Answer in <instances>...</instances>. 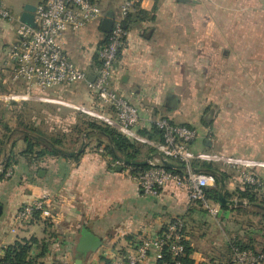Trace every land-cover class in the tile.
I'll return each instance as SVG.
<instances>
[{"label": "crops", "instance_id": "crops-1", "mask_svg": "<svg viewBox=\"0 0 264 264\" xmlns=\"http://www.w3.org/2000/svg\"><path fill=\"white\" fill-rule=\"evenodd\" d=\"M141 10L145 15L132 18L127 26L111 79L113 89L138 109L139 129L150 128L157 118L192 127L198 133L193 152L238 161L240 169L251 170L264 182V156H256L264 154V0H143ZM103 39L100 24H90L64 33L62 47L77 68L94 73ZM13 41L14 28L0 24L4 88L11 72L7 50ZM19 85L15 92H24ZM29 100L67 110L66 121L75 127L87 116L119 131L112 108L101 105L84 82L45 91L34 88ZM130 138L150 146L160 143L137 134ZM228 138H238V154L226 148ZM249 139L255 140L254 148L246 147ZM106 144L98 145L89 136L82 152L73 157L46 156L36 163L19 158L12 176L0 182V246L34 237L45 244L32 249L34 264H74L85 230L101 246L80 254L82 263L107 264L117 254L132 251L134 241L156 237L165 222L181 217L193 264L229 259L231 239L264 249L255 247L257 239L245 228L232 225L229 219L235 212L220 208L219 223L214 224L199 204L188 201L185 189L168 184L157 197L142 195L121 158L107 154ZM195 162L213 163L229 175L225 193L242 187L232 168ZM248 162L256 166L250 169ZM40 198L47 200L52 217L36 218L11 232L15 212ZM154 262L150 257L146 264Z\"/></svg>", "mask_w": 264, "mask_h": 264}, {"label": "built area", "instance_id": "built-area-1", "mask_svg": "<svg viewBox=\"0 0 264 264\" xmlns=\"http://www.w3.org/2000/svg\"><path fill=\"white\" fill-rule=\"evenodd\" d=\"M143 0H121L115 10V0H41L35 6L33 22L29 27L20 22L24 3L17 13L4 1L0 0V24L16 22L14 41L7 50L6 67H10L9 78L4 84L24 87L23 96L28 98L34 88L41 91L60 85L84 82L95 94L101 105L109 106L114 112V126L128 137L136 136L140 118L138 109L119 95L111 85V79L117 58L125 46L127 38L126 22L128 16L141 9ZM109 11L113 12L108 17ZM104 18L112 20L111 31L106 34V41L97 51L98 67L94 73H87L77 68L67 57L62 40L64 33L79 32L90 24H100ZM89 75L94 80H88ZM8 82V83H7ZM15 91L6 100H14ZM8 100V101H9ZM161 134V141L155 148L158 155L148 161L144 171L132 173L128 168V176L134 180L139 191L144 196L157 197L168 184L186 190L190 203H197L214 220H218L220 206L209 201L206 190L215 185L211 174L195 172L192 163L195 161H214L227 165L238 172L239 179L244 184L261 188L262 181L251 170H242L238 161L202 153H195L191 144L197 139V130L175 124L167 118H157L150 122ZM173 160L184 167L182 173L168 170L162 160ZM246 167L256 166L253 162L245 163ZM125 167V166H124ZM127 169V167H125ZM13 174L11 168L0 171L2 180ZM51 213L45 198L36 199L21 206L14 214L11 232L21 228L30 221L50 219ZM185 223L181 218H174L164 223L161 232L156 237H144L133 242V250L117 254L109 264H146L152 257L154 263L163 260L165 255L171 264H184L181 259L185 254L187 241L184 232ZM6 246H0V260L4 256ZM229 259H222L213 264H264V252L244 250L239 247L231 249ZM0 264H4L0 262ZM167 264V263H163ZM212 264V263H209Z\"/></svg>", "mask_w": 264, "mask_h": 264}, {"label": "trees", "instance_id": "trees-1", "mask_svg": "<svg viewBox=\"0 0 264 264\" xmlns=\"http://www.w3.org/2000/svg\"><path fill=\"white\" fill-rule=\"evenodd\" d=\"M142 14L144 13H142L141 9L131 13L128 16L125 25L126 29L132 18L133 19L136 17L142 18ZM106 38L107 35L104 34V39L102 41V44L106 41ZM0 88L4 89L2 90L3 92L4 91L6 92L5 90L6 88H4V86L0 85ZM12 104L14 103L12 102L4 103V109L0 114L1 115L0 123L4 132V134L0 137V157L4 156L5 158V163L3 166L4 171L14 166L17 163V160L21 157L24 158L29 163H34V162L36 163L46 156H58V157L66 156L64 153H60L58 151V150H63L66 152L69 151L64 144L65 136L50 137L45 132L40 130V128L36 126L34 122L25 123V121L23 120L20 121L18 124L19 127L23 128L21 132H18L22 136L21 140L23 143V148L16 152L14 151L16 144H13L10 146L11 148L8 149L6 146V140L9 138L11 134H16L17 129H11L8 123L4 122L3 119H4V115L9 111H11L9 108ZM19 118H22V115L21 116L19 115ZM74 132H75L74 134L75 136L73 139V145H76L77 142H79V138L84 137L86 134H88V136L94 137L98 145H101L104 141H106L107 143L106 152L113 160H118V158H124L135 161H139L142 159L143 161L149 156L154 157L158 155L157 149L152 144L150 146L148 144L139 143L136 140L117 131L110 125L99 122L87 116H84V120L81 121L80 125L74 128ZM135 132L137 135L146 138L149 141H154V142L161 141L160 132L153 126H151L150 128L136 129ZM170 162L178 164V162L172 160ZM125 167L130 168L132 173H137L146 170L148 168V165L132 166L129 164H125ZM192 167L193 169H197L200 171H207L210 174L215 173V175H212L215 179V185L206 190V197L209 201L219 205L218 202L219 179L223 177L225 181H228L229 175L223 172L218 166L214 165L213 163L193 162ZM168 170H172L175 173L183 172V169L181 170L168 169ZM0 180H2V176H0ZM241 186H242L241 188L237 187L236 190L231 194L225 193V198L229 200L236 199L243 202L245 201L248 206L254 207L253 209L255 210L259 206L263 205V201L259 200L258 198V194H257L258 188L244 183ZM219 206L222 210H231L233 212L245 213V214L250 213L247 211L248 207H244V206H237V207H227L221 205ZM200 207L202 206L200 205ZM261 213H264V211L262 210ZM256 215L257 214H255V216ZM176 218H181V217H176ZM40 243L42 247L45 248V244L40 242L34 237L30 239H18L12 245L6 246L4 251V256L1 258L0 262L4 264H34L35 261L31 258V251L34 247H37ZM249 244L242 243L240 240H236V239L229 240L228 249L230 252V256L232 253L231 249L233 247H239L244 250L258 251L255 250L254 247ZM184 245H185V254L184 257L181 259V261L184 264H193V260L190 257V255L193 252V249L188 241H186ZM259 251L264 252V249H261ZM163 263L171 264L168 255H165L163 260L158 261L156 264H163Z\"/></svg>", "mask_w": 264, "mask_h": 264}, {"label": "rangeland", "instance_id": "rangeland-1", "mask_svg": "<svg viewBox=\"0 0 264 264\" xmlns=\"http://www.w3.org/2000/svg\"><path fill=\"white\" fill-rule=\"evenodd\" d=\"M4 1L8 4V6L13 7L14 11L18 13L20 11V8L23 6L25 2H29L31 4L36 5L41 0H4ZM115 1L120 2L121 0H115ZM7 25H11L14 28L16 26V22L7 23ZM9 76L10 74H8L6 78L8 79ZM5 85H6V89H5L6 92L5 91L3 92L2 90L4 89L0 88V114L2 113V110L4 109V103H8V102L14 103L9 108L11 111H9L8 113L4 115L3 121L7 122L11 129H17L16 134H11L12 136L9 134L10 136L6 140V146L8 149H10L11 148L10 146L13 144H16L14 148V151L16 152L23 148V143L21 140L22 136L20 135V133H18L23 130V128L19 127L18 125L19 122L22 120L25 121V123L34 122L36 126L40 128V130L45 132L50 137L65 136L64 144H65V147L70 151L77 150L79 148L80 144L83 142V140H85V138L84 137L79 138V142H77L76 145H73V139L75 136L74 135L75 134L74 132L75 124L72 125V124L67 123L66 116L69 114L67 110L62 109L58 111L50 107L47 108L46 106H44V104H41V103L40 104L32 103L26 97L21 98V96H23L22 91L14 92L15 93L14 96L18 95L19 97L15 98L14 100L8 99L9 100L8 101L5 98H7L10 93H12L11 92L12 90L15 91V87H12L10 84H5ZM20 86L21 85L19 84L17 85L18 88ZM233 114H235V117H236L237 108L233 109ZM19 115L20 116L22 115V118H19ZM43 117L46 118V120L41 121ZM234 126L235 127L237 126L236 122ZM3 134H4L3 128L0 123V137ZM237 140L238 138L226 139V143H227L226 148L229 149L230 151H234L235 155L238 154L237 152L242 147V146H238ZM256 141H258V139H256ZM248 142H251V144L250 145L247 144L246 147L254 148L255 140L249 139ZM256 156L262 157L264 156V154H259ZM4 163H5L4 156L0 157V171L4 170L3 168ZM218 165H220L222 168L227 167V165L222 164V163ZM1 181L2 180H0V182ZM261 181L263 182V180ZM263 183L261 186V190L259 192V197H260V200L263 201V205L256 208V210L253 209L254 207L244 206V207H248L247 211L250 212L249 214L235 212L231 215V218L229 219L232 222V225H234V227H238L236 225H239L241 228L243 229L245 228L246 231H248V233H251L250 235L254 236V238L257 239L255 240V247L264 246V213H261L262 210L264 211V185ZM255 214L257 215L255 216ZM213 222L214 224L219 223L218 221H215V220Z\"/></svg>", "mask_w": 264, "mask_h": 264}, {"label": "water", "instance_id": "water-1", "mask_svg": "<svg viewBox=\"0 0 264 264\" xmlns=\"http://www.w3.org/2000/svg\"><path fill=\"white\" fill-rule=\"evenodd\" d=\"M183 2H189L191 0H180ZM35 11V6L33 4H25L23 12L21 13L19 20L21 23L29 26V27H34L35 24L33 22V13ZM108 17H112L113 16V12L109 11L107 14ZM111 27H112V20L109 18H104L101 23H100V30L104 33V34H108L111 31ZM88 80L90 82H92L94 80V76L93 75H89ZM88 134H86L84 136V138H88ZM85 146V140H83V142L80 144L79 148L76 151H71V152H66L63 150H58L60 153H64L70 157H73L77 154H80L82 152V150L84 149ZM152 160V157L149 156L147 157L145 160L143 161H135V160H129V159H124L121 158L120 161L123 162L124 164H129L132 166H142V165H148V161ZM162 164L167 168V169H184V167L182 165H178L175 163H172L168 160L163 159L162 160ZM195 172H199V170H195ZM211 175H215V173H212ZM225 189H226V182L225 179L223 177H221L219 179V195H218V202L219 205L221 206H227V207H237V206H247V204L243 201H239L236 199H226L225 198ZM101 246L100 241L93 236L91 233L87 232V231H82L81 232V238L80 241L77 245V252L75 254V263L74 264H83L81 259H80V254H84V253H89V252H96L97 249Z\"/></svg>", "mask_w": 264, "mask_h": 264}, {"label": "flooded vegetation", "instance_id": "flooded-vegetation-1", "mask_svg": "<svg viewBox=\"0 0 264 264\" xmlns=\"http://www.w3.org/2000/svg\"><path fill=\"white\" fill-rule=\"evenodd\" d=\"M115 10H117L118 2H115Z\"/></svg>", "mask_w": 264, "mask_h": 264}]
</instances>
